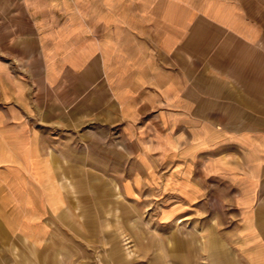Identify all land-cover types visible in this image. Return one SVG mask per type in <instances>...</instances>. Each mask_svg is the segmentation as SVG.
Masks as SVG:
<instances>
[{
	"label": "crops",
	"instance_id": "obj_1",
	"mask_svg": "<svg viewBox=\"0 0 264 264\" xmlns=\"http://www.w3.org/2000/svg\"><path fill=\"white\" fill-rule=\"evenodd\" d=\"M200 25L232 49L194 43ZM64 125H119L144 177L186 199L215 180L243 256L264 264V0H0V229L42 222L49 184L62 201L48 131Z\"/></svg>",
	"mask_w": 264,
	"mask_h": 264
},
{
	"label": "rangeland",
	"instance_id": "obj_2",
	"mask_svg": "<svg viewBox=\"0 0 264 264\" xmlns=\"http://www.w3.org/2000/svg\"><path fill=\"white\" fill-rule=\"evenodd\" d=\"M20 27L28 28L25 21ZM200 29L196 44L234 45L232 37L223 38L213 27ZM194 53H200V46H194ZM216 62L210 57V73L233 72L232 66ZM200 69L194 65V72ZM118 128L64 125L48 131L53 180L63 199L49 184L50 211L43 224L22 214L13 227L1 226L0 264H213L211 253L218 249V264H248L245 243L234 240L236 213L217 182L210 179L208 195L189 200L161 176L146 179L137 146L132 140L125 143ZM159 168L158 175L173 170ZM183 175L179 171L174 179ZM194 180L200 184L198 174ZM185 185H179L182 193Z\"/></svg>",
	"mask_w": 264,
	"mask_h": 264
}]
</instances>
